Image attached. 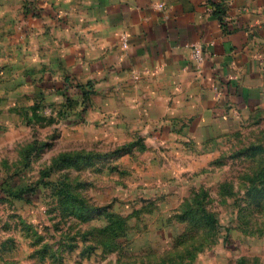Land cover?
Returning a JSON list of instances; mask_svg holds the SVG:
<instances>
[{
    "label": "rangeland",
    "instance_id": "obj_1",
    "mask_svg": "<svg viewBox=\"0 0 264 264\" xmlns=\"http://www.w3.org/2000/svg\"><path fill=\"white\" fill-rule=\"evenodd\" d=\"M42 68L0 63V264H264V102L174 144Z\"/></svg>",
    "mask_w": 264,
    "mask_h": 264
},
{
    "label": "crops",
    "instance_id": "obj_2",
    "mask_svg": "<svg viewBox=\"0 0 264 264\" xmlns=\"http://www.w3.org/2000/svg\"><path fill=\"white\" fill-rule=\"evenodd\" d=\"M2 62L58 64L34 91L91 85L84 112L105 100L119 122L179 144L263 104L264 0H0Z\"/></svg>",
    "mask_w": 264,
    "mask_h": 264
},
{
    "label": "built area",
    "instance_id": "obj_3",
    "mask_svg": "<svg viewBox=\"0 0 264 264\" xmlns=\"http://www.w3.org/2000/svg\"><path fill=\"white\" fill-rule=\"evenodd\" d=\"M125 43V38H122V44ZM191 56L195 62H201L203 59V46L201 43L193 42L190 44Z\"/></svg>",
    "mask_w": 264,
    "mask_h": 264
},
{
    "label": "trees",
    "instance_id": "obj_4",
    "mask_svg": "<svg viewBox=\"0 0 264 264\" xmlns=\"http://www.w3.org/2000/svg\"><path fill=\"white\" fill-rule=\"evenodd\" d=\"M215 7H217V6H215ZM217 17L222 21L223 24H225L224 19H222L220 13H217ZM130 145H132V144H130ZM200 211L201 212H198L197 214L201 215L202 217H205L206 219L210 218L211 214L209 211H205L203 208Z\"/></svg>",
    "mask_w": 264,
    "mask_h": 264
}]
</instances>
